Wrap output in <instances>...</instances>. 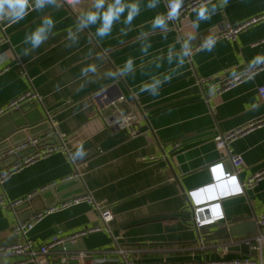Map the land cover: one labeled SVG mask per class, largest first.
I'll use <instances>...</instances> for the list:
<instances>
[{
    "label": "crops",
    "instance_id": "crops-1",
    "mask_svg": "<svg viewBox=\"0 0 264 264\" xmlns=\"http://www.w3.org/2000/svg\"><path fill=\"white\" fill-rule=\"evenodd\" d=\"M139 3L140 12L131 24L125 25L121 17L103 38L95 35V25L76 31L82 14L92 9V0H54L18 22L0 18V60L5 68L0 72V110L27 92L40 99L25 102L34 108L19 115L12 110L0 115V172H9L1 192L9 201H25L53 184L52 196L63 201L57 206L82 196L92 200L45 215L28 234L35 246L56 234L98 225L95 206L109 208L113 219L108 231L78 239L66 252L52 253V264H80V252L103 257L117 248L141 264H227L243 259L264 264V246L255 256L244 255L228 249L237 239L210 241L213 226L197 232L187 196L223 179L242 185L257 176L252 188L241 186V193L214 200L223 212L215 223L248 218L256 225L264 212V100L257 93L264 86V66L233 87L214 92L224 79L264 60V21L250 22L264 12V0H228L227 7L194 27L199 5L181 19L168 18L163 28H153L152 22L167 13L165 0L155 8L147 7L148 0ZM49 16L54 27L47 38L36 48L25 44V35ZM225 24L246 25L232 40L216 41L211 51L198 48ZM170 51L184 54V64L175 72V62L168 63ZM129 58L133 70L117 74ZM90 64L96 71L83 72ZM164 73H172V79L158 95L139 91L142 82ZM109 96L118 98L107 103ZM131 111L137 114L134 136L106 122L111 115ZM38 115L45 117L35 125ZM238 130L243 134L228 149L216 148V136ZM29 140H36L40 149L52 145L65 151L14 169L32 153L17 164L3 158ZM24 149L29 150L25 155L31 152V147ZM78 150L83 154L77 155ZM229 154L242 158L238 175ZM37 205H23L18 213L0 206V247L14 242L17 214L27 220ZM258 232L243 240H253ZM0 264L30 263L0 254Z\"/></svg>",
    "mask_w": 264,
    "mask_h": 264
},
{
    "label": "built area",
    "instance_id": "built-area-1",
    "mask_svg": "<svg viewBox=\"0 0 264 264\" xmlns=\"http://www.w3.org/2000/svg\"><path fill=\"white\" fill-rule=\"evenodd\" d=\"M214 1V0H208ZM171 0H165L166 10L168 11L170 7ZM205 0H192L187 4H182L181 8L178 11V14L174 17H170L171 20L181 19L186 16L188 13L193 11L197 6H199ZM264 21V12L253 18L250 22ZM249 22V23H250ZM246 24L239 27H232L228 24L223 25L215 36L212 38L215 39V42L218 40H232ZM0 42H3V39H0ZM202 44V43H201ZM201 44L198 48L201 47ZM193 50H188L192 52ZM4 59L0 60V72L5 70L1 68ZM264 66V60L259 64H254L247 71L233 76L231 78L224 79L217 86L214 87V92L218 93L223 90L233 87L236 83L240 82L243 79L252 77L259 69ZM206 80L201 79L200 83H204ZM257 93L261 100H264V86L257 88ZM39 96L35 93L27 92L25 95L20 98V100L12 102L8 106L0 110V115L10 110L16 108L18 104L23 102L35 101L38 102ZM122 99L120 98L119 101ZM116 112H119L116 109ZM106 122L111 127H116L119 130L128 131L131 135L136 134V122L137 114L136 112H127L120 114L118 117L111 115L106 118ZM260 122H264V117ZM250 126H253L251 124ZM243 134V130H238L231 132L226 135L216 136L214 138L217 149H228L231 143L239 136ZM38 142L36 140H29L28 142L17 147V150H22L26 147H33ZM65 149L62 147H47L44 149L37 150L28 156L20 165H17L14 169H19L24 164L34 162L45 158L56 151ZM230 152V151H229ZM67 153V152H66ZM68 154V153H67ZM229 160L233 166L234 173L238 175L239 168L242 165V158L239 155L229 154ZM7 173L0 172V206L9 209L14 213V209L22 202V200L9 201L1 192L2 184L7 177ZM257 181V176L249 178L245 184H239L237 181H230L228 179H223L212 183L210 185L198 188L191 192H188L187 196L189 198V207L191 209V222L192 226L197 232H200L202 228L213 225V223L223 219V212L221 206L217 200L218 198H227L235 194L241 193V186L244 189L245 187L250 189L252 188ZM54 186L53 184L50 186ZM81 202H86L87 204H92V200L87 196H82L75 198L65 204L60 206H54L52 208L46 209L44 211L33 214L27 220H18L16 219L13 227L12 234L14 237V242L7 247H0V254H9L12 256H21L23 257V263L30 264H52L50 255L54 252H66L67 247L75 244L78 239H81L90 234L100 232L102 230L108 231V224L112 221L113 217L111 211L107 207H98L95 206V210L98 213L99 224L93 227L84 228L78 232H75L70 235H59L56 234L52 236L46 243L35 246L32 240L28 237L29 232L34 228V226L42 220V218L52 212H56L64 209L68 205L78 204ZM256 226L258 228V234L252 241H248V245L251 249L259 252L264 246V212L261 213L256 219ZM80 264H141L136 263L134 260L129 258L127 250L117 248L115 251L111 252V255L103 257H94L91 253L80 252L76 255ZM253 261L250 259L243 260H233L227 264H250ZM209 264V263H203Z\"/></svg>",
    "mask_w": 264,
    "mask_h": 264
},
{
    "label": "clouds",
    "instance_id": "clouds-1",
    "mask_svg": "<svg viewBox=\"0 0 264 264\" xmlns=\"http://www.w3.org/2000/svg\"><path fill=\"white\" fill-rule=\"evenodd\" d=\"M54 0H0V18H4L9 22H18L24 18L30 10H40L47 5L52 4ZM159 0H148L147 7L155 8ZM228 0H214V2H202L196 9V20L194 27L198 26L201 21H206L211 18L217 11L227 7ZM182 6V0H171L170 7L166 14L157 15L153 18V28H163L167 19L178 14ZM140 12L139 0H92V9L84 12L80 17L76 31L81 27L95 25V35L99 38L106 37L111 31L114 23H119L123 17L125 25L131 24L132 20ZM54 27V20L52 17H46L42 23L35 27L30 33L24 37L25 44L31 48L38 47ZM68 37L73 42L77 39L72 30H69ZM215 47V39L206 37L201 44L202 51H211ZM144 46L142 50H145ZM175 62L173 72L184 64L183 52L173 54V51L168 53V63ZM133 70L131 58L125 61L122 69L117 74L125 75ZM83 72H95L94 65H88L82 69ZM111 74V73H110ZM172 79V73H164L162 76L150 77L147 82H142L139 91L147 92L152 96L159 94L161 86ZM82 151L78 150L77 155H82Z\"/></svg>",
    "mask_w": 264,
    "mask_h": 264
},
{
    "label": "water",
    "instance_id": "water-1",
    "mask_svg": "<svg viewBox=\"0 0 264 264\" xmlns=\"http://www.w3.org/2000/svg\"><path fill=\"white\" fill-rule=\"evenodd\" d=\"M117 98L113 99V98H111V96H109L108 99H106L105 101L107 103H110V102H113L114 100H116ZM23 104H24V106H21ZM27 107L33 109L34 104L27 105V103H25V102L20 103V104H18V106L16 108L12 109L11 114L12 115H19L20 112L24 111ZM11 114H9V115L7 114V115L10 117ZM44 117H45V115H38V118L32 123H34L36 125L37 123L42 122ZM20 126L16 125L15 128H19ZM31 139H33V138H31ZM22 143L23 142L18 144V146L22 145ZM39 145L40 144L37 143L35 146L31 147V152H29L27 155H25L26 152L29 151L27 149L16 150V152H14L15 154L13 153L12 155L8 156L7 158L4 156L5 158H3V159H6V160L12 159L11 164H13V163L17 164L18 161L22 160L26 156H28L31 153L40 149ZM48 146L51 147L52 145H48ZM53 146H55V145H53ZM15 147H17V146H15ZM11 149H13V148H11ZM7 150H10V149L9 148L5 149L3 151V154ZM50 188L51 189H49V190H45V191H42L40 193H37L35 196H32L28 200L22 201L14 209V212L18 213L19 208H21L23 205L25 207H28L30 203L32 205L34 202H37L39 205H37L33 210H31V211H33L30 213L32 215L33 213L41 212V210L44 211L46 209L52 208L53 205H56L60 202L62 203L63 202L62 200L56 201L54 199V197L52 196V191L56 189L55 186H52ZM17 215H18L19 220L23 221L25 219V218L19 216V214H17ZM211 226L214 227V230L211 231L207 236L210 239V241L220 242V241H228L230 239H237L239 241L233 245L228 246V249H232L233 251L239 252V253L244 254V255H251V256L257 255L258 252L251 249L247 243L248 241H252V240H250V239L243 240L245 237H249V236L257 233L258 228L255 225V223L252 222L250 219L246 218V219L237 220L234 222H230L227 225H224L221 223L220 224L215 223Z\"/></svg>",
    "mask_w": 264,
    "mask_h": 264
}]
</instances>
